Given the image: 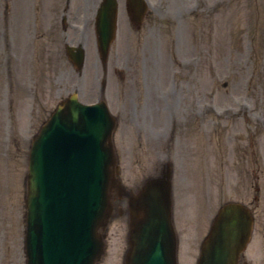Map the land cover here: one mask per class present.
Segmentation results:
<instances>
[{"label":"rangeland","instance_id":"rangeland-1","mask_svg":"<svg viewBox=\"0 0 264 264\" xmlns=\"http://www.w3.org/2000/svg\"><path fill=\"white\" fill-rule=\"evenodd\" d=\"M99 1L0 0V264H25L28 149L56 104L73 93L81 102L102 97L119 116L115 148L125 192L171 167L179 264H195L210 219L227 201L246 204L256 218L240 261L264 264V0H146L138 29L118 1L105 70L93 30ZM76 44L85 52L81 68L65 51ZM134 79L144 85L129 98L138 117L133 127L124 123L119 93L134 88ZM129 145L131 153L123 149ZM127 193L113 190L120 211L101 232L105 252L96 264L110 256L123 264Z\"/></svg>","mask_w":264,"mask_h":264},{"label":"water","instance_id":"water-1","mask_svg":"<svg viewBox=\"0 0 264 264\" xmlns=\"http://www.w3.org/2000/svg\"><path fill=\"white\" fill-rule=\"evenodd\" d=\"M143 7L142 0H128ZM143 12L138 9V17ZM116 0H103L95 29L105 60L114 38ZM69 58L77 67L83 52ZM114 121L104 103L88 107L72 95L59 105L34 139L29 156L26 197L27 264H94L102 252L98 227L109 217L110 187L116 185L109 138ZM169 170L148 180L130 199V236L126 264H176L171 223ZM245 207L225 204L201 245L197 264H236L250 236Z\"/></svg>","mask_w":264,"mask_h":264},{"label":"bare ground","instance_id":"bare-ground-1","mask_svg":"<svg viewBox=\"0 0 264 264\" xmlns=\"http://www.w3.org/2000/svg\"><path fill=\"white\" fill-rule=\"evenodd\" d=\"M118 1L120 3L121 0H118ZM120 9H121V4L119 6V10ZM127 94H128V89H126V90H123L122 89L121 90V92L119 93V103L121 105H123L122 107H124V106L127 107V112L126 113L131 117V116H133V113L131 112V109L129 107V105H130L131 102H130L129 99L127 100ZM126 101H127V104H126ZM118 136H120V133H118ZM132 147H133V145H129L127 147H124L123 149H125V151L127 149L128 152L131 153ZM144 148L145 147H144L143 144L139 145V150H142V154H144V150H143ZM142 165H144V163ZM9 194L13 195L14 193H13V191H9ZM115 263H116V258L110 256L109 257V263L108 264H115Z\"/></svg>","mask_w":264,"mask_h":264}]
</instances>
